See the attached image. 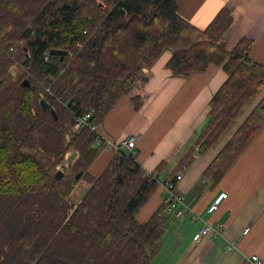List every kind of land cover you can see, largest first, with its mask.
<instances>
[{"label": "trees", "instance_id": "16d2710c", "mask_svg": "<svg viewBox=\"0 0 264 264\" xmlns=\"http://www.w3.org/2000/svg\"><path fill=\"white\" fill-rule=\"evenodd\" d=\"M179 1L0 0V264H151L159 253L171 217L164 200L148 222L138 221L158 183L121 154L92 176L96 133L83 127L69 143L67 136L80 116L103 119L171 51L168 68L181 77L223 58L228 79L210 102L198 153L224 140L264 91V65L252 59L250 40L231 52L223 45L234 22L229 11L200 30L180 16ZM53 50L69 55L61 62ZM14 66L25 72L18 79ZM133 101L140 109L141 96ZM263 126L264 97L205 176L225 174ZM72 150L79 158L57 179ZM83 178L89 188L75 205L71 195Z\"/></svg>", "mask_w": 264, "mask_h": 264}, {"label": "crops", "instance_id": "0c3cea01", "mask_svg": "<svg viewBox=\"0 0 264 264\" xmlns=\"http://www.w3.org/2000/svg\"><path fill=\"white\" fill-rule=\"evenodd\" d=\"M223 9L234 19L222 39L227 51H233L244 39L250 40L252 59L264 65V0L179 1L180 16L200 30H205ZM172 57L171 51L164 52L147 70L148 79L138 91L140 109L129 94L96 121L98 134L107 139L139 137L136 161L146 172L154 173L163 165L165 179L175 171L183 173L176 190L184 195L191 210L184 218L170 217L159 253L151 264H242L252 256H258L264 264V126L225 174L205 176L262 100L264 91L219 145L199 154L198 142L208 122L210 102L228 75L223 69V58L216 56L202 71L189 77L175 76L168 68ZM192 150L195 153L192 163L179 169ZM114 156L112 151L101 150L90 174L100 176ZM163 193L159 186L139 213L140 223L148 222L161 207ZM223 193L227 197L210 213V207ZM216 225H220L221 236L212 231L200 242L194 241L202 228Z\"/></svg>", "mask_w": 264, "mask_h": 264}, {"label": "built area", "instance_id": "2783aa9c", "mask_svg": "<svg viewBox=\"0 0 264 264\" xmlns=\"http://www.w3.org/2000/svg\"><path fill=\"white\" fill-rule=\"evenodd\" d=\"M49 52L47 53L48 59ZM145 82H140L136 87V91H139ZM50 91L49 89L47 90ZM93 118V114L88 113L86 115L80 116L76 119L75 125L73 127V131L77 132L83 127H89L92 132L96 133V147L100 150H108L114 151L118 154L123 155L126 158L136 159L138 155V143L139 137L137 136H129L120 141H114L111 139H107L98 134L97 124L91 123ZM149 177L152 178L153 181L157 182L160 187L163 188V200L168 208V213L170 216L175 219H181L187 216L190 212L189 205L185 202V197L183 194L177 193V183L183 179V173H177L173 179H165L163 176L158 175L157 173H149ZM227 194H221L214 202V204L210 207L209 212L212 213L217 210L219 203L222 199L226 198ZM214 231L217 236L222 235V230L220 229V225H216L214 227L206 226L202 228L195 236L194 241L200 242L204 237L208 236L210 232ZM249 230H246L244 233L247 234ZM242 264H262V261L258 256L247 257L243 260Z\"/></svg>", "mask_w": 264, "mask_h": 264}, {"label": "rangeland", "instance_id": "374dc122", "mask_svg": "<svg viewBox=\"0 0 264 264\" xmlns=\"http://www.w3.org/2000/svg\"><path fill=\"white\" fill-rule=\"evenodd\" d=\"M12 73H13V76L16 78V79H18V78H20L21 77V75H24L23 74V70L21 69V68H19V67H17V66H14L13 68H12ZM23 71V72H22ZM25 73V72H24ZM22 79H23V82L24 81H26V80H28L30 83H31V79L27 76V77H22ZM148 79V78H147ZM140 82H143V81H139V82H137V84L135 85V88L133 89V91H132V93L130 94V95H132L133 97H136V96H138V91H136V87L139 85V83ZM146 83V82H145ZM144 86V85H143ZM142 86V87H143ZM43 99H44V97H43ZM254 106V105H253ZM252 106V107H253ZM79 131H77V132H74L73 131V129H72V132H71V134H69L68 136H67V143H69L70 141H71V138H72V135L73 134H75V133H78ZM127 138V137H126ZM101 151V150H100ZM114 154H118V153H116V152H114V151H112ZM72 155H73V157H72ZM138 156V155H137ZM115 157V156H114ZM79 157H78V154H76L75 153V150H72V151H70V153H68L67 155H66V157H65V160H64V163H63V165L61 166V168L59 169V171H63L64 172V174L66 173V170L67 169H70L71 168V165H73V164H75V162L77 161V159H78ZM114 159V158H113ZM136 159H137V157H136ZM90 170V169H89ZM89 173H90V171H89ZM148 174H149V172H147ZM150 173H153V172H150ZM63 174V175H64ZM82 177V176H81ZM81 179V178H80ZM88 188H89V185L87 184V180L85 179V178H83L82 180H80V182L78 183V185L76 186V188H75V190L73 191V193H72V195H71V199H70V201L73 203V204H75V205H77V204H79L80 202H81V200L83 199V197H84V195L86 194V192H87V190H88Z\"/></svg>", "mask_w": 264, "mask_h": 264}, {"label": "water", "instance_id": "95a60500", "mask_svg": "<svg viewBox=\"0 0 264 264\" xmlns=\"http://www.w3.org/2000/svg\"><path fill=\"white\" fill-rule=\"evenodd\" d=\"M52 54L54 56H58L60 57V61L62 62L65 57H67L69 55V52L64 51V50H53ZM30 85V82L28 80L23 82V86L27 87ZM41 104L46 108V109H50V105L47 103L46 100H42ZM64 172L61 170L56 174V178L60 179L63 176ZM82 176V173H80L79 175L76 176V179L79 180Z\"/></svg>", "mask_w": 264, "mask_h": 264}]
</instances>
